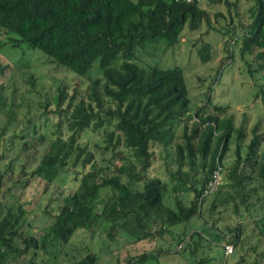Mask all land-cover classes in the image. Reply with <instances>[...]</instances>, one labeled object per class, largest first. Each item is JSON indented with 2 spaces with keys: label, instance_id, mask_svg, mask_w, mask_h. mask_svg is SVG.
<instances>
[{
  "label": "trees",
  "instance_id": "obj_1",
  "mask_svg": "<svg viewBox=\"0 0 264 264\" xmlns=\"http://www.w3.org/2000/svg\"><path fill=\"white\" fill-rule=\"evenodd\" d=\"M201 1L0 0V28L16 36L11 39L16 42L14 46L38 48L53 62L80 76H86L97 64L104 80L103 84L100 78L93 81L91 101L76 100L75 93L69 98L60 85L54 97L56 109L47 112L57 115L56 137L49 140L46 133L38 132L34 122L33 132L19 135L18 152L2 155L1 160L7 162L0 168V264H58L62 257L67 264H99L96 253L77 258L79 249L71 246L73 235L83 228L100 229L109 239L121 235L130 243L169 234L182 248L188 236L194 239L207 233L222 238L223 234L211 232L213 224L210 231L196 228L206 203L216 207L233 201L236 211L238 205L250 207V199L258 193V187L252 184L256 181L264 188V133L253 129L245 153L237 142L236 159L228 171L229 190H220L219 185L206 193L215 171L224 169L234 133L240 140L246 135L244 128H236L231 118L221 117L226 112L223 105H213L214 113H206L210 98L204 105L193 107L182 66L163 67L157 62L144 65L137 60L140 50L152 47L153 55L160 42L173 48L187 27L198 30L208 22L210 13ZM208 1L225 4L230 13L222 27L210 25L224 37L229 36L227 55L217 72H223L233 59L235 41L252 78L256 80L258 72L264 79V0H254L248 7L249 23L237 21L238 15L231 12L236 7L234 2ZM215 16L218 21L224 13L216 11ZM212 53L211 43L203 42L200 59L208 62ZM215 81L219 83V77ZM257 87L256 95L264 96V84ZM2 89L0 142L17 115L14 100L8 102ZM65 102L67 105H63ZM43 106L47 108L48 104ZM63 125L72 131L68 138L62 136ZM101 128L106 134L104 154L110 149L114 153L123 143L136 159L117 166L112 175L108 172L110 165L97 166L92 161L93 152H85L78 144L84 131ZM181 129L183 134L178 135ZM154 146L162 147L171 157L166 161V180L150 173L156 155ZM80 159L83 166L92 162V169L81 177L76 175L79 186L63 197L57 212L49 215L52 223L43 234L36 235L27 220L23 199L26 190L39 178L48 187L70 160L75 165ZM226 238L236 246L241 231L234 227ZM155 259L156 253L147 252L129 257L127 264Z\"/></svg>",
  "mask_w": 264,
  "mask_h": 264
},
{
  "label": "rangeland",
  "instance_id": "obj_2",
  "mask_svg": "<svg viewBox=\"0 0 264 264\" xmlns=\"http://www.w3.org/2000/svg\"><path fill=\"white\" fill-rule=\"evenodd\" d=\"M230 1L236 4L231 12L234 16L238 15L237 21L240 19L244 23H249L247 9L254 4V0ZM201 3L210 13L208 22H203L198 30L187 27L180 42L173 48L160 42L153 55H151L152 47L140 50L137 60L144 65L157 62L163 67L182 66L188 79L192 106L204 105L210 98L211 105L206 109V113H214L213 105H223L226 107V112L221 117H229L236 128H244L246 135L238 140L234 133L224 158L220 190L226 191L229 190L228 171L236 159L237 144L241 143V151L245 153L247 143L253 136V129L257 127L258 133H264V96L256 95L257 84H264V79L262 73L258 72L256 80L252 78L247 70L246 59L239 50V43L234 40L233 59L223 72H217L222 58L227 55L225 45L229 36L224 37L210 25L222 27L230 19V13L225 4H212L208 0H202ZM216 11L224 13V17L222 16L218 21L215 16ZM13 38H16L14 34L0 28V87H3L2 93L8 97V102L14 100L17 108L12 126L0 142V168L7 162L1 160L4 153L14 155L18 152L21 145L18 144L19 135L22 132L25 134L33 132L32 123L35 122L39 127L38 132L46 133L49 140L56 137L57 115L47 112L56 109L54 97L60 85L65 88L69 98L75 93L76 100L91 101L94 98L93 81L100 78L101 84L104 83L97 64H94V68L86 76H80L65 66L53 62L38 48L29 49L26 44L14 46L16 42L11 40ZM203 42H210L213 51L212 58L205 63L198 54ZM248 59L251 61L253 58L248 56ZM217 77L219 83L215 81ZM210 88L212 89L209 90ZM98 91L102 92L100 86ZM45 104H48L47 108H44ZM94 104L97 105L95 102ZM63 105H67V102ZM113 129L109 127V130ZM61 133L64 138H68L72 131L68 125H63ZM180 134H183L182 129L178 132V135ZM105 139L104 128L95 132L86 130L80 135L78 144L85 152H93L92 161H96L97 166L110 165L108 171L110 175L116 172L117 166L129 164L128 160H136L133 152L123 143L117 145L114 150L115 155L111 149L104 154L102 150L106 144ZM153 149L156 155L149 169L150 173L166 180L168 178L166 161H171V157H168L160 146H154ZM261 151H264V143ZM171 165L173 166V163ZM91 169L92 162L83 166L81 159L75 165L73 160H70L66 170L48 187L40 178L34 181L23 197L26 201L27 220L32 224L30 228L33 233L43 234L53 221L49 215L56 213L63 197L74 192L79 186L76 175L81 177ZM252 185L258 187V193L250 199L248 209L238 205L236 211L233 201L224 204L217 201L219 204L216 207H212L210 202L204 205L203 218L196 221V228L201 232L204 228L210 231V225L213 224L211 232L214 230L221 236L223 234L221 239H216L215 236L207 233H204L203 237L196 236L194 239L188 236L180 248L181 244L169 234L155 240L130 243V240L121 235L109 239L100 229L93 231L83 228L73 235L71 246L79 249V252L76 251L77 258H82L88 252L96 253L99 264H127L129 257L147 252L156 253L158 259L149 260L145 264H201L202 259H208L203 264H264V188L256 181ZM234 227L241 231V240L235 246L234 253L225 255L222 242H228L226 237L229 235V230ZM210 236L213 239H210ZM65 259V257L60 258L61 262L58 264H67Z\"/></svg>",
  "mask_w": 264,
  "mask_h": 264
},
{
  "label": "built area",
  "instance_id": "obj_3",
  "mask_svg": "<svg viewBox=\"0 0 264 264\" xmlns=\"http://www.w3.org/2000/svg\"><path fill=\"white\" fill-rule=\"evenodd\" d=\"M183 1L192 2L194 0H183ZM221 182H222V180H221V169H218L215 171L214 179L211 182L210 189L207 190L206 193H209V192L212 193L214 190H216L219 187ZM222 243H223L222 246L224 248L225 255H231L232 253H234L235 245L233 243L224 242V241Z\"/></svg>",
  "mask_w": 264,
  "mask_h": 264
}]
</instances>
